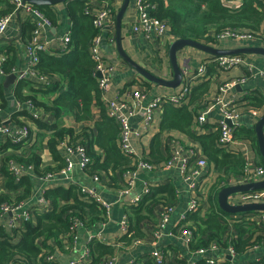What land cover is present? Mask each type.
Wrapping results in <instances>:
<instances>
[{
    "label": "trees",
    "instance_id": "16d2710c",
    "mask_svg": "<svg viewBox=\"0 0 264 264\" xmlns=\"http://www.w3.org/2000/svg\"><path fill=\"white\" fill-rule=\"evenodd\" d=\"M4 9L0 11V18L11 15L14 7L7 0H4ZM117 0H109L114 7ZM144 3L155 6V9L148 11L150 16L166 21L174 39H189L199 43L207 40L212 43L215 37L228 29H233L239 33H247L257 36L264 32V2L263 0H144ZM35 7V6H34ZM67 13L71 21L70 43L67 52L59 57L39 52V62L35 66L38 75L45 77L47 83H39L37 80L20 81L15 89L14 96L21 104L31 101L35 108L44 114H52L55 119H59L62 114H71L75 122L81 125V129L59 125L57 123L48 125L44 120L38 119L33 122L39 135L49 134L48 147L54 161L64 162V155L57 151L59 142L80 144L86 147V153L90 157L85 175L90 178L94 175L105 176L110 180L116 175H121L129 169L131 160L124 157L118 149L119 128L107 113L103 97L100 95L98 83L94 77V63L90 59L88 45L97 34V29L93 26L92 17L84 14V0H68L66 5ZM50 22L55 19V14L51 7H35ZM20 42L27 43L31 40L33 30L32 24L28 21L20 20ZM212 33L213 36H209ZM209 36V37H208ZM72 48V49H71ZM6 55L2 71L8 74L15 66L17 54L15 48L9 44L5 48H0ZM70 50V51H68ZM212 71L214 69L211 67ZM59 79L60 83L54 79ZM142 80V78H140ZM40 84L46 86L44 93L60 92V95L51 100H44L37 96V91L30 89V94H24L22 88L25 85ZM208 83L201 87L193 88L190 97L183 105L176 107L166 104L162 107V116L159 123V133L154 136L150 144V160L162 161L160 145L163 135L168 132H180L195 140L204 158L208 161V168L217 171L218 182H214L207 188L209 194L199 193L201 203L208 205L209 212L207 218L199 213L189 215L191 222L190 229L193 230L194 240L190 243V250L195 251L205 248L212 243L222 244V235L226 229L225 217L230 216L219 209L217 203L218 192L228 186L227 179L239 175L244 161L239 154H230L224 151L218 143V128L213 133H202L206 129L199 127L197 116L198 108L193 106L196 98L203 99L208 91ZM144 85V83H143ZM31 86V85H30ZM65 88V91L63 90ZM4 88L0 85V109L7 106ZM203 101V100H202ZM96 103L101 109V119L93 120L92 105ZM245 109L261 110L264 107V99L258 94L252 93L243 99ZM203 103H202V105ZM243 107V106H242ZM2 110V109H1ZM19 115V114H18ZM15 114V116H18ZM20 115L30 118L27 110H21ZM69 116V115H68ZM0 121L1 117H0ZM92 123V127H87L84 123ZM196 125V132L192 131V126ZM38 135V137H39ZM235 135L241 140L251 143L258 153L257 140L252 131H238ZM33 139V144L21 150V146L4 143L0 146V174L6 179V189L10 193L0 192V205L3 203L15 204L23 200L26 194H31L30 183L26 176L22 177L18 184L7 170V163L16 160L14 156L3 155L2 153L12 150L20 152L18 162L25 166H32L33 172L37 173L41 165L37 138ZM101 153V154H100ZM260 157V156H259ZM158 163V162H157ZM62 164V163H61ZM64 164V163H63ZM60 167H64V165ZM258 164L264 167V162L260 158ZM49 171V168L45 169ZM209 173L211 174V171ZM114 180V179H113ZM23 187V195L14 193ZM21 187V188H22ZM171 187H157L152 189L150 196L145 197L137 206L128 209L130 215L128 220V233L120 238V244L129 246L137 239H148V233L142 229L146 221L155 224L154 207L159 202L161 193L170 194ZM45 199L51 201L52 210L47 214H42L39 209H34L35 221L26 222L22 229L7 233L0 226V264H45L40 257L42 249L51 250L46 245L48 241L56 242L59 234L68 231L69 223L79 221L84 226H93L105 219V211L94 200H90L86 194L81 193L78 186L59 185L48 188L45 192ZM204 198V201H203ZM173 204L174 202H170ZM164 205H167L164 203ZM144 222V223H143ZM237 230V239L222 244L226 247L232 245L234 251L242 253L259 243L260 238L253 235L252 227H247L243 223H234ZM12 234V235H11ZM122 242V243H121ZM117 249L111 245L96 242L91 246L92 261L90 264H100L101 258L112 256ZM135 264L142 260H134ZM145 264H152L145 259ZM199 264H203L198 262ZM143 264V263H142ZM264 264V261L263 263Z\"/></svg>",
    "mask_w": 264,
    "mask_h": 264
},
{
    "label": "crops",
    "instance_id": "0c3cea01",
    "mask_svg": "<svg viewBox=\"0 0 264 264\" xmlns=\"http://www.w3.org/2000/svg\"><path fill=\"white\" fill-rule=\"evenodd\" d=\"M240 2L241 0H237ZM68 1L63 4H57L51 7L52 12L55 14V19L51 22V25L46 27L42 31L41 39L45 43V48L48 55H52L54 57H59L61 54L66 53L68 46L65 49L62 38L66 33L70 32L71 29V21L69 19L67 13V5ZM4 0H0V11L4 9ZM131 7L128 8L126 15L131 13ZM150 12V11H148ZM125 15V17H126ZM124 17L123 23L126 18ZM24 21V17L21 13H19V18H16V14L11 16L9 27L2 38L9 39L7 43H0V48H5L6 45L11 44L17 54V60L15 62V66L12 68H24L27 65V57L24 49V43L20 42V39L17 37L20 35L19 24ZM168 25V30L165 35L156 41H146L140 36L133 37L122 25V33H121V42L122 48L126 52V54L138 63L141 67L146 69L152 75L164 79L171 80L172 79V70L171 66L168 62L167 53L168 48L171 42L174 39L170 33ZM264 35V32H262ZM209 36H213L212 33H209ZM108 37L111 38V42H105L102 47V56L103 58L112 63L115 66H118L116 69L115 75L108 85V90L104 94L107 100L116 99L119 96H124L129 90H136L138 86L143 85L146 88V96L142 101V106H146L150 103L155 97L159 95H174L178 93L181 89V85L179 88L175 90L162 88L154 83L141 80L140 77L133 71L131 67H129L126 63L122 62L115 46V30L108 32ZM228 40H235L232 38H223L217 40V43L214 45H210L217 49H234L242 46H263L261 40L255 38L253 40H249L248 42H240L241 46H227L224 45ZM215 42V41H213ZM65 49V50H64ZM72 49V48H71ZM70 51V50H68ZM245 60L251 65L252 74L254 78L248 80L247 88L252 92L264 94V76L260 75V71L264 70V57L261 56H253V55H244ZM4 57V60H3ZM207 55L191 48L184 49L180 55H178V63L181 65L183 70V74L188 72H195L199 69V67L204 66L206 69L205 75L193 81L192 89L201 87L203 84L208 83V91L203 97V101L200 98H196L193 101V106L198 108L197 112H201L203 109V105H207L206 109V117L208 121V125L206 129L202 132L204 134H210L214 132V129L217 128V122L222 118V112L220 111V106L215 103L213 100V96L217 95L219 92V87L222 83L229 81L232 78L240 77L244 73V67H235L231 70H216L213 64L211 63L212 59H209ZM6 60V55L3 51L0 50V67L2 69L3 64ZM193 67H196L195 69ZM211 67L214 69V72L210 74ZM11 68V69H12ZM9 75L14 74H3L0 72V85L4 88L7 106L5 105L0 109V117L1 120H7V118H12L13 121H6L4 123L7 125L8 123L12 124L13 130H17V126L23 124L25 120H29V118L20 115L21 111L17 112L18 116H15L14 113L17 110V104H20L21 110H27L28 107L26 103L21 104L16 100L14 96V89L16 85L20 82L16 78L9 85H5V78ZM16 77V76H15ZM34 79L29 78L28 81H32ZM59 82V79H54ZM31 85V86H30ZM28 84L22 88L24 94H30V89H34L37 91V96L46 100L54 99L55 97L60 95V92L55 93H44L46 91V86L40 84ZM241 89V88H239ZM237 90V88H233L230 91H227L223 95L224 101H227L231 98L232 95L236 97L238 100V107L236 110L239 112V129L238 131H253L254 124L260 118L262 113L264 112V107L261 110H250L245 109L246 106L243 104L244 92L243 90ZM65 91V88L63 89ZM192 93V90H191ZM214 94V95H213ZM100 95L102 96L101 92ZM13 96V100H9V97ZM104 100V99H103ZM243 106V107H242ZM245 107V108H244ZM36 113L39 115L38 119L44 120L48 125L59 124L67 127L74 128L76 131L81 129V125L77 124L75 120L71 117V114H62L59 119H55L52 114H44L38 108H36ZM124 114L127 115V111L124 110ZM69 115V116H68ZM145 116L143 109H139L136 111L135 115L130 117L129 126L131 130L130 134V145L133 148L134 155L136 156L138 161H132V166L121 175H116L113 179H109L105 176H100L98 182H93L92 179L85 175V173L81 172L79 169L75 168L71 170L69 174H63L61 172L60 167L63 163L65 164V151L63 146H61V142L58 143L57 151L60 155H64V162L54 161L48 147V139L50 138L49 134H37L36 126H34L33 122L38 119H30V134L32 138L30 139V144H33V139L37 138V145L39 146L40 157H41V165L39 167V171L37 173L33 172L32 166H25L18 162V156H20V152L15 153L12 150H8V152H4L3 155L14 156L16 160H13V165L17 168H21L20 179L26 176L30 183V192L31 194H26V197L19 203L22 205L16 208L13 213L5 214L0 216V226L7 233H12L15 230L10 227L12 225L23 227L26 223L24 222V214L31 212L30 221H35L34 209H36L38 205V200L40 196L44 195L48 188L57 187L59 185H68V186H78L79 188H83L85 190H91L95 193V198H98L110 205V210L108 216H106L104 225H100V222L96 223L93 226H83L78 229L76 232V236L78 238L77 248L82 249L86 241L90 237H97L101 243L105 245H111L117 249L116 253L112 256H115L116 259L113 261V264H130L133 260L141 259L143 264H145V257L151 251H168L170 253L169 257L166 260V264H197L198 256L193 255L190 250V245L187 243L186 238L174 232V227L178 223L180 217L182 215H186L189 208L190 200L193 197L200 200L199 190L192 189L191 185L195 182L201 181L208 174H204V170L198 177L193 178L191 181H186L181 174V166L185 159H187L188 148L189 147H197L200 148L198 143L192 138L185 136L180 132H168L163 135L161 145H160V154L162 161H153L150 160V144L154 139V136L159 133V123L161 121L162 116V108L155 111L152 114L150 125L145 128L143 125V117ZM92 117L93 120L101 119V109L97 106L96 103L92 105ZM2 121H0L1 123ZM15 123H18L15 125ZM196 124V122H195ZM87 127H92V123H84ZM192 131L196 132V125L192 126ZM255 135V134H254ZM65 142V141H64ZM6 144V140L3 135L0 134V146ZM181 147V150L180 148ZM237 154L241 156L243 161L257 163L259 162L261 156L257 154L254 150V147L251 143L246 140H242V142L237 145ZM23 150V149H21ZM201 151V149H200ZM175 152H179L175 154ZM259 153V151H258ZM101 154V153H100ZM236 154V153H235ZM260 156V157H259ZM148 160L149 163L154 166L152 170L140 169L138 168V162L140 160ZM62 163V164H61ZM63 164V165H64ZM8 168V163H7ZM49 168L48 170H45ZM211 171V170H210ZM211 179L212 182H209L205 187V192L208 195L209 192L207 188L213 182L217 184L218 182V174L217 171H211ZM48 175V176H47ZM15 181V179H14ZM20 181V180H19ZM128 182L131 184L128 185ZM19 183V182H18ZM15 183V184H18ZM151 186L152 189L157 187H165L170 186L171 196H167V193H161L159 196V202L154 207V220H156V213H159L160 210L164 207V203L169 204L170 202H174L173 213L168 222L167 233L163 234L159 239L153 240L152 238L142 239L138 241L137 244H130L127 247H124L120 244V238L123 236L122 231L119 229L120 222L123 217L127 216V221L130 220V215L127 214V211L132 206H137L140 202L134 203L132 200L135 197H140L145 185ZM218 185V184H217ZM22 187V186H21ZM14 193L15 195L22 196L23 195V187ZM125 191L127 193H125ZM0 192L1 193H10L6 189V179L3 177V174H0ZM125 193V194H123ZM90 200H93L92 198ZM19 203H15L19 204ZM49 207H52L51 201L48 200ZM209 212L208 205L204 204V206L198 210L196 213L201 214L202 217L207 218V214ZM227 214V213H226ZM239 214V213H238ZM16 219V222L14 221ZM11 219L13 221L11 222ZM28 222V221H27ZM144 223V222H143ZM152 223L151 221H146L144 225H142V229L146 231V234L151 230ZM171 232V234H169ZM253 235L259 237L260 240L264 238L263 230H252ZM12 235V234H11ZM237 230L235 224L226 225V229L222 235V244L230 241L231 239H236ZM59 238V237H58ZM52 241H48L50 243ZM54 242V241H53ZM59 242L58 239L56 241ZM217 245L216 250L213 253V256L220 257L224 255V260L220 261L219 264H262L264 261V245L259 246L257 248H249L248 250H244L242 253H235L234 255H230L226 247ZM62 250V249H59ZM178 254L177 258L175 256ZM78 257V254L70 253L68 251H59L57 253L55 264H68L70 259H75ZM86 261V260H85ZM199 264V263H198Z\"/></svg>",
    "mask_w": 264,
    "mask_h": 264
},
{
    "label": "built area",
    "instance_id": "2783aa9c",
    "mask_svg": "<svg viewBox=\"0 0 264 264\" xmlns=\"http://www.w3.org/2000/svg\"><path fill=\"white\" fill-rule=\"evenodd\" d=\"M14 7V12L11 15L0 18V38L4 37L9 24L11 16L17 12L21 13L24 17V21H28L33 26L31 33V40L27 43H24V49L27 57V65L24 68H12L8 74H14L18 81H27L29 78L37 80L39 83H47L45 77L38 75L36 72L35 66L39 62L38 53H45V43L40 38L42 31L51 25V22L34 6L29 3L22 4V0H7ZM84 14L92 17L93 26L97 29V34L88 45V51L90 59L94 63V77L97 80L98 88L102 94L101 97L108 90V85L115 75L116 69L118 66L113 65L112 63L106 61L102 56V47L103 44L111 42V38L108 37V32L114 29V18L116 11L119 9L122 0H117L114 7L110 5L109 0H84ZM264 2V0H263ZM131 13L126 15V20L123 23L125 29L133 36H140L146 41H156L163 37L168 30V23L166 21H160L152 16L148 12L155 9V6L148 7L144 3V0H131L130 3ZM209 37V36H208ZM223 38H232L240 42H248L255 38L261 40L264 46V35L259 33L257 36H252L247 33H239L233 29H228L227 31L221 33L215 37V42L210 43L208 40L203 42L205 45H214L217 43V40ZM63 44L66 47L70 43V34L66 33L62 38ZM64 49V50H65ZM4 60V57H3ZM211 63L218 70H231L235 67H244V73L240 77H235L222 83L219 87V92L217 95L213 96V100L216 104L220 106V111L222 112V118L217 122L216 127L218 128V143L220 147L227 153L234 154L237 153V145H239L242 140L235 135L237 129H239V112L236 110L238 107V100L234 95L227 101H224L223 95L227 91L240 86L244 92V97L256 93L250 91L247 88L248 80L254 78L252 74L251 65L245 60L244 55H233V56H219L211 60ZM0 72L3 74V71L0 67ZM206 69L204 66L199 67L198 70L191 73H184L183 80L181 82V89L178 93L174 95H159L155 97L150 103L146 106H142V101L145 98L146 88L143 85L137 87L136 90H129L124 96H119L113 100H107L105 97L104 103L106 105V110L111 119L117 124L119 128L118 135V149L120 153L131 160L129 167L132 166V161H138L133 152V148L130 145V126L129 119L134 116L136 111L143 109L145 116L143 117V125L147 128L150 125L152 114L161 109L164 105L170 104L176 107H179L184 104V102L190 97L192 90V83L197 79L202 78L205 75ZM260 75L264 76V70L259 72ZM99 75V76H98ZM258 97L264 99V94L256 93ZM28 107L29 120L23 121V124L17 126V130H13L12 124L8 123L5 125L6 121H13L12 118H7V120H2L0 123V134L3 135L7 143L12 145H20L21 149H26L32 138L30 134V119H38L39 115L36 113V108L31 101L26 102ZM20 104H17V110L14 112L17 114L18 111H21ZM207 105L204 104L203 109L197 116L196 123L199 127H204L208 125L206 117ZM124 110L127 111V115L124 114ZM18 123H15L17 125ZM61 146H63L65 151V166L61 169L63 174H69L71 170L77 168L81 172H85L88 165L90 164V157L86 153V147L80 144L67 143L62 141ZM181 150V147H179ZM179 152H175L178 154ZM188 157L185 159L181 166L182 177L186 181H191L193 178L198 177L202 170L204 174L208 173L204 179L201 181L195 182L191 185L192 189H198L200 193L204 194L205 187L209 182H212L211 174L209 173L210 168H208V161L202 155L200 148L189 147L188 148ZM138 168L152 170L154 166L148 162V160H140L138 162ZM9 174L15 179V183H18L20 180L21 168H17L13 165L12 162L8 163L7 168ZM48 176V175H47ZM93 182H98L100 177L94 175L91 177ZM264 179V167L260 164L253 162H244L240 174L235 175L232 179H227L226 183L228 186L232 185H241L247 183L258 182ZM131 183L128 182V185ZM227 187V186H226ZM82 194H86L88 197L92 198L96 203H98L102 209L105 211V216H108L110 205L98 198H95V193L91 190L81 189ZM125 193H127L125 191ZM123 193V194H125ZM152 193V188L149 185H145L140 197H135L132 201L134 203L141 202L145 197L150 196ZM204 201V198H203ZM228 202L231 205H244L250 203H264V190L250 191L244 193H236L228 198ZM205 202L201 203L200 200L193 197L190 200L188 212L186 215H182L178 223L174 227V232L186 238L187 243H190L194 240L193 230L190 229L191 222L187 219L189 215L196 213L204 206ZM22 203L19 204H9L3 203L0 205V216L13 213V211L20 207ZM38 207L36 209L41 210L42 214H47L52 210V207L48 206L49 203L45 199L44 195L40 196L38 200ZM174 206L173 204L164 205L159 213H156L155 224H152L151 230L148 232V238L153 240L159 239L163 234L167 233L168 222L172 216ZM31 212L24 214V222L30 221ZM17 219V218H16ZM14 218V221L16 222ZM13 219H11V222ZM105 220L102 221L100 225H104ZM226 225L234 223H243L247 227H252V230H263L264 231V212L263 211H251L246 213L239 214H230V216L225 217ZM84 225L79 221H73L68 225V231L71 232L68 234L64 232L59 234L58 243L50 242L46 243L51 250L42 249L40 257L42 258L43 263L45 264H55V259L59 251H68L70 253L78 254V257L75 259H70L68 264H90L92 261L91 246L100 242L97 237H90L87 239L86 244H84L82 249L77 248L78 238L76 232L80 227ZM15 231H19L21 227L19 226H10ZM119 229L122 231L123 235L128 233V221L127 216L123 217L120 222ZM171 234V232H169ZM238 236V234H237ZM237 239V237H236ZM231 239L230 242L236 240ZM140 239L132 242L137 244ZM264 245V238H262L259 243L251 248H257ZM217 245L215 243L210 244L205 248H199L195 251H191L193 255L198 256V262L203 264H219L220 261L224 260V255L217 257L213 256L214 251L216 250ZM62 249V250H59ZM226 250L230 255H234L232 245H227ZM170 253L168 251H151L145 257V259L151 261L152 264H166V260L169 257ZM178 254L175 256L177 258ZM116 259L115 256H107L101 258L100 264H113V261ZM86 260V261H85ZM144 262V261H143ZM137 263V264H142ZM12 264V263H9ZM130 264H135V261H131ZM198 264V263H197Z\"/></svg>",
    "mask_w": 264,
    "mask_h": 264
},
{
    "label": "water",
    "instance_id": "95a60500",
    "mask_svg": "<svg viewBox=\"0 0 264 264\" xmlns=\"http://www.w3.org/2000/svg\"><path fill=\"white\" fill-rule=\"evenodd\" d=\"M68 0H22V4L29 3L32 6L40 7L47 6L52 7L57 4L66 3ZM131 0H122V3L119 9L116 11L114 18V30H115V46L117 53L122 62L126 63L133 71L143 80L150 81L155 85L175 90L179 88L183 80V70L181 65L178 63V55L186 49L191 48L195 49L208 57L213 59L219 56H233V55H253L264 57V46H242L234 49H217L212 46H208L196 41L189 39H177L170 43L167 53L168 62L172 70V79L164 80L160 79L146 69L141 67L138 63L132 60L122 48L121 42V33L123 20L126 15L128 8L130 7ZM16 18H19V12L16 13ZM20 28V24H19ZM20 39V35L17 37ZM9 39L0 38V43H7ZM99 76V75H98ZM15 75H9L5 78V85H9L12 81L15 80ZM237 90L240 86H236ZM242 90V89H239ZM13 96L9 97V100H13ZM255 138L257 140V146L259 154L264 162V112L260 118L256 121L253 127ZM264 190V179L258 182L241 184V185H232L222 188L217 194V203L219 209L227 214H238L246 213L251 211H263L264 212V203H250L244 205H231L228 202L229 196L236 193H244L250 191Z\"/></svg>",
    "mask_w": 264,
    "mask_h": 264
},
{
    "label": "rangeland",
    "instance_id": "374dc122",
    "mask_svg": "<svg viewBox=\"0 0 264 264\" xmlns=\"http://www.w3.org/2000/svg\"><path fill=\"white\" fill-rule=\"evenodd\" d=\"M238 43H240V42H237V41H235V40H228L224 45H227V46H235V47H237V46H241V44H238ZM246 56H248V55H246ZM194 69L196 68V67H193Z\"/></svg>",
    "mask_w": 264,
    "mask_h": 264
}]
</instances>
